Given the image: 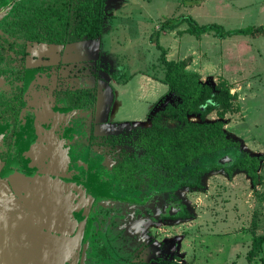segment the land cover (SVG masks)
<instances>
[{"label":"flooded vegetation","instance_id":"af4514ba","mask_svg":"<svg viewBox=\"0 0 264 264\" xmlns=\"http://www.w3.org/2000/svg\"><path fill=\"white\" fill-rule=\"evenodd\" d=\"M21 1L0 0V264H50L55 239L64 264H175L159 230L187 220L174 216L188 211L179 195L188 188L161 191L136 142L155 105L104 130L112 122L97 120L95 90L104 72L82 63L79 42L31 40L12 17ZM40 44L60 56L34 53Z\"/></svg>","mask_w":264,"mask_h":264},{"label":"rangeland","instance_id":"374dc122","mask_svg":"<svg viewBox=\"0 0 264 264\" xmlns=\"http://www.w3.org/2000/svg\"><path fill=\"white\" fill-rule=\"evenodd\" d=\"M181 17L226 31L264 29V0H105L101 37L72 45L82 63L92 59L104 72L95 89L97 120L111 121L103 129L117 132L124 126L121 121L143 120L167 92L165 84L151 78L162 77L154 38L158 34L169 60L191 57L188 69L198 72L203 83L216 85L224 79L230 85L238 110L222 118L224 131L250 155H264V33L224 39L206 34L196 39L182 32L185 23L172 32L161 29L165 21ZM34 50L60 56L53 45L40 44ZM205 120L218 118L212 112ZM259 175L254 186L243 172L232 178L223 171L212 172L202 178V188L180 191L191 217L186 223H165L159 230L160 242L174 243L175 264H264V244L261 254L248 260L253 237L264 235V163Z\"/></svg>","mask_w":264,"mask_h":264},{"label":"trees","instance_id":"16d2710c","mask_svg":"<svg viewBox=\"0 0 264 264\" xmlns=\"http://www.w3.org/2000/svg\"><path fill=\"white\" fill-rule=\"evenodd\" d=\"M12 17L14 23H22L31 40L38 42L69 44L95 40L102 35L105 0H22ZM184 23L187 27L182 32L196 39L206 34L224 39L264 33L262 27L226 31L217 24L199 25L192 17H181L174 22L167 20L161 29L172 32ZM154 38L160 52L158 63L162 77L151 78L165 84L168 90L154 103L152 125L140 132L136 142L148 158L150 170L154 166L150 174L157 179L160 190L200 189L204 175L220 170L228 177L237 171L243 172L252 185H257L264 155H250L224 131L222 118L238 110L234 108L236 96L230 93V85L224 79H219L216 85L203 83L198 72L188 69L191 57L169 60L166 49L158 42V34ZM171 94L174 99L170 98ZM161 100L164 105L156 108ZM212 112L218 120L206 121ZM192 116L200 121H191ZM164 118L173 122L174 127L162 125ZM208 159L211 161L204 164ZM174 217L188 219L191 215L182 208ZM263 244L264 235L253 237L248 260L261 254Z\"/></svg>","mask_w":264,"mask_h":264},{"label":"water","instance_id":"95a60500","mask_svg":"<svg viewBox=\"0 0 264 264\" xmlns=\"http://www.w3.org/2000/svg\"><path fill=\"white\" fill-rule=\"evenodd\" d=\"M225 162H228V160L227 159H225ZM54 238V237H53ZM48 239L50 240V236H48ZM55 242L52 244V245H48V248L50 249V248H54V250H55V254H54V256H53V262H50V264H64V262L62 261V254H63V251H64V249L66 248V244L64 243V246H63V250H62V252L60 253V252H58V250L56 249V247H55V243L58 245V242L57 241H59V239H55L54 240ZM45 248V247H44Z\"/></svg>","mask_w":264,"mask_h":264},{"label":"crops","instance_id":"0c3cea01","mask_svg":"<svg viewBox=\"0 0 264 264\" xmlns=\"http://www.w3.org/2000/svg\"><path fill=\"white\" fill-rule=\"evenodd\" d=\"M99 39V38H98ZM189 118H191V117H189ZM136 124H139V123H136ZM135 124V125H136ZM145 125H148L149 123L146 121L145 123H144ZM213 172H218V171H213ZM209 174V173H208ZM210 174H212V172H210ZM225 174V173H224ZM228 178V177H227ZM232 178V177H231ZM203 184V183H202ZM186 223V222H188V219L187 220H178V222L177 221H174V222H172V224H181V223Z\"/></svg>","mask_w":264,"mask_h":264}]
</instances>
